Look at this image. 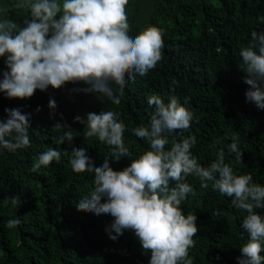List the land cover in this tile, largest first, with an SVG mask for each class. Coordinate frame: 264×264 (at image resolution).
<instances>
[{"label":"trees","instance_id":"obj_1","mask_svg":"<svg viewBox=\"0 0 264 264\" xmlns=\"http://www.w3.org/2000/svg\"><path fill=\"white\" fill-rule=\"evenodd\" d=\"M16 2L0 0V9L6 10L4 18L23 26L29 13L15 8ZM127 15L130 36L155 26L164 33V48L154 70L127 83L119 105L95 93L73 91L87 87L83 83L37 90L25 100H10L0 92V120L7 119L5 109L17 108L29 117L31 126L30 147L15 154L0 148V264H149L151 254L143 252L133 232L125 231L116 241L109 238L105 229L113 217L77 211L79 200L94 186L93 174L74 173L69 157L63 154L59 162L31 171L49 148L70 153L73 147H83L97 167L103 164L109 156L108 146L95 137L86 140L84 125L74 122L77 115L86 118V113L103 110L118 113L131 153V157L110 162L113 170L121 171L150 150L146 140L132 133L136 127L149 126L153 109L147 98L158 95L167 103L176 96L194 119L189 130L169 134L166 148L173 139L179 142L195 136L191 151L202 166L208 167L223 149L225 162L232 164L235 174L250 173L253 183L264 185V110L246 102L249 86L243 83L246 73L239 55L252 31L264 32L259 20L264 16V0H129ZM5 60L0 58V80L8 71ZM173 80L178 86H171ZM112 87L120 95L118 86ZM50 100L57 104L54 118ZM57 122L74 130L71 144L53 142V137L67 131L54 128ZM232 137L243 152L242 161L237 162L235 153L228 151ZM187 182L195 195L189 194L182 210L185 216H197L199 229L189 257L196 264H238L236 248L249 239L241 227L247 212L234 208L231 198L214 190L213 182H207L206 189L193 176ZM13 196L20 200L19 207L5 205V198ZM217 211L219 215L214 214ZM258 214L264 216V209H258ZM13 218L22 223L8 229L7 221Z\"/></svg>","mask_w":264,"mask_h":264},{"label":"clouds","instance_id":"obj_2","mask_svg":"<svg viewBox=\"0 0 264 264\" xmlns=\"http://www.w3.org/2000/svg\"><path fill=\"white\" fill-rule=\"evenodd\" d=\"M128 3L129 0H17L15 8L29 13L23 26L4 18L6 10L0 9V58H6L8 69L2 73L0 92L10 100H25L37 90H59L69 83H83L87 87L73 91L95 93L119 105L127 83L154 70L164 48V33L155 26L135 37L129 35ZM259 20L264 23V16ZM239 55L246 73L243 83L249 86L246 102L264 110V32L252 31L250 42L241 47ZM178 83L173 80L171 86ZM113 84L120 95H116ZM147 104L153 109L149 126L136 127L132 133L146 140L150 150L133 159L130 166L121 171L110 166V162L131 157V153L124 143L126 129L118 122V113L103 110L99 114L86 113V118H74V122L84 125L86 140L95 137L108 146L109 156L101 166H96L83 147H73L70 153L49 148L40 154L31 171L59 162L63 154L69 157L74 173L93 174L94 186L79 200L77 211L113 217L105 229L109 238L116 241L125 231L133 232L143 252L151 254L149 264H196L189 250L196 246L197 216H185L182 210L189 194L195 195L187 178H198L205 189L207 182H213L214 190L231 198L234 208L247 212L241 227L249 239L236 248L234 261L264 264V216L258 214V209H264V185L253 183L250 173L235 174L232 164L225 162L223 149L208 167L202 166L191 151L197 142L195 136L179 142L173 139L171 147L166 148L169 134L190 129L193 113L176 96L165 103L160 96L150 95ZM49 108L54 118L55 100L49 101ZM5 111L7 119L0 120V148L15 154L31 145L29 117L17 108ZM54 128L67 129L53 137L54 143L71 144L75 139L71 126L57 122ZM231 139L228 151L235 153L237 162L242 161L236 137ZM210 147L215 148V144ZM4 203L20 206L14 196L5 198ZM21 223L19 218L9 219L6 227L14 229Z\"/></svg>","mask_w":264,"mask_h":264}]
</instances>
